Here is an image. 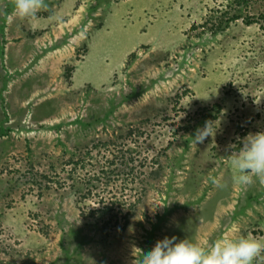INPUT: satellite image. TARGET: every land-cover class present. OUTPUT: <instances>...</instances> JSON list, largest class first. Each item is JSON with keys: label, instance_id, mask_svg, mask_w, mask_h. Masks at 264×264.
Here are the masks:
<instances>
[{"label": "rangeland", "instance_id": "rangeland-1", "mask_svg": "<svg viewBox=\"0 0 264 264\" xmlns=\"http://www.w3.org/2000/svg\"><path fill=\"white\" fill-rule=\"evenodd\" d=\"M13 4L0 264H137L165 236L264 242V183H234L229 155L264 130V0H46L31 22ZM206 120L218 130L194 145Z\"/></svg>", "mask_w": 264, "mask_h": 264}, {"label": "clouds", "instance_id": "clouds-1", "mask_svg": "<svg viewBox=\"0 0 264 264\" xmlns=\"http://www.w3.org/2000/svg\"><path fill=\"white\" fill-rule=\"evenodd\" d=\"M46 7V0H14L12 14L16 19L31 22ZM214 121L206 120L202 127L194 130L191 136L194 145L216 134L219 121L217 126H214ZM229 155L234 183L240 186H248L255 181L264 183V130L239 138L238 149L231 150ZM212 183L217 187L224 186L216 178H212ZM141 252L136 257L137 264H253L254 259L264 252V242L241 236L221 239L206 248L186 238L165 236Z\"/></svg>", "mask_w": 264, "mask_h": 264}, {"label": "trees", "instance_id": "trees-1", "mask_svg": "<svg viewBox=\"0 0 264 264\" xmlns=\"http://www.w3.org/2000/svg\"><path fill=\"white\" fill-rule=\"evenodd\" d=\"M109 206V202H106L105 204H103V208L106 209Z\"/></svg>", "mask_w": 264, "mask_h": 264}]
</instances>
